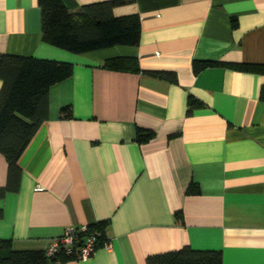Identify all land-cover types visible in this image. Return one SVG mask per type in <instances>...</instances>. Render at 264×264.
Instances as JSON below:
<instances>
[{
    "label": "crops",
    "instance_id": "crops-1",
    "mask_svg": "<svg viewBox=\"0 0 264 264\" xmlns=\"http://www.w3.org/2000/svg\"><path fill=\"white\" fill-rule=\"evenodd\" d=\"M63 1L75 11L99 0ZM132 13L138 44L76 53L42 39L38 0H0V54L73 64L49 87L48 116L18 158V190L0 198V239L45 250L71 226L100 223L110 246L61 264H146L185 245L220 250L222 264H264V71L192 67L194 59L264 63V0L113 7ZM122 55L140 70L103 66ZM189 96L202 103L191 113ZM65 106L72 117L62 116ZM137 127L154 135L140 142ZM7 166L0 152V187ZM191 183L198 192H187Z\"/></svg>",
    "mask_w": 264,
    "mask_h": 264
},
{
    "label": "trees",
    "instance_id": "trees-1",
    "mask_svg": "<svg viewBox=\"0 0 264 264\" xmlns=\"http://www.w3.org/2000/svg\"><path fill=\"white\" fill-rule=\"evenodd\" d=\"M131 0H99L70 10L63 0H38L41 8V37L44 41L72 52H85L115 45H136L140 40L141 22L137 13L114 15L113 7ZM221 63L239 70L264 71V63L219 62L211 60L192 61L194 71ZM103 66L111 69L140 70L134 56H116L103 61ZM73 64L49 58H37L15 54H0V152L7 161V181L0 187V198L8 191H17L21 169L17 163L39 124L48 116L49 87L70 76ZM147 72L176 81V74L168 70H146ZM264 98V86L260 90ZM201 101L189 96L187 113H191ZM63 117H72L71 108L61 110ZM154 135L151 129L137 127L138 141H147ZM195 184H190L187 192H198ZM2 211L0 209V217ZM181 219V213H177ZM74 226L77 244L89 234L96 237L98 247L106 237L102 224ZM73 258L63 250L48 255L44 249H13L7 239H0V264H51ZM146 264H222L221 251L213 248L197 249L185 245L178 249L154 253L146 257Z\"/></svg>",
    "mask_w": 264,
    "mask_h": 264
},
{
    "label": "built area",
    "instance_id": "built-area-1",
    "mask_svg": "<svg viewBox=\"0 0 264 264\" xmlns=\"http://www.w3.org/2000/svg\"><path fill=\"white\" fill-rule=\"evenodd\" d=\"M37 188L40 189L41 187ZM81 229H85V225H82ZM76 240L74 226H71L67 228L63 234L51 238L45 250L48 255H55L59 251L63 250L65 254L71 255L75 259H83L90 256L97 248L95 245L96 237L92 233L81 239V244H77ZM102 245L109 247V239L105 238L102 240ZM51 264H61V261L56 260Z\"/></svg>",
    "mask_w": 264,
    "mask_h": 264
}]
</instances>
